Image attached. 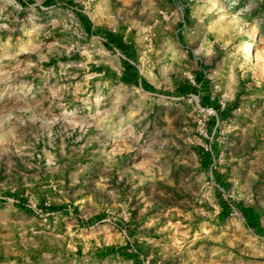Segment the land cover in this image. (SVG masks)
<instances>
[{"label":"rangeland","instance_id":"rangeland-1","mask_svg":"<svg viewBox=\"0 0 264 264\" xmlns=\"http://www.w3.org/2000/svg\"><path fill=\"white\" fill-rule=\"evenodd\" d=\"M0 264H264V0H0Z\"/></svg>","mask_w":264,"mask_h":264},{"label":"bare ground","instance_id":"bare-ground-1","mask_svg":"<svg viewBox=\"0 0 264 264\" xmlns=\"http://www.w3.org/2000/svg\"><path fill=\"white\" fill-rule=\"evenodd\" d=\"M253 51H254V45L252 43H249L246 45V57L247 58H252L253 56Z\"/></svg>","mask_w":264,"mask_h":264},{"label":"trees","instance_id":"trees-1","mask_svg":"<svg viewBox=\"0 0 264 264\" xmlns=\"http://www.w3.org/2000/svg\"><path fill=\"white\" fill-rule=\"evenodd\" d=\"M118 44H119L120 47H122V44H120V43H118ZM131 69H132V68H129V69H128V73H132V74H130V76L127 77L126 79H127V80H130V81H135V80H136V79H135V72L132 71Z\"/></svg>","mask_w":264,"mask_h":264}]
</instances>
